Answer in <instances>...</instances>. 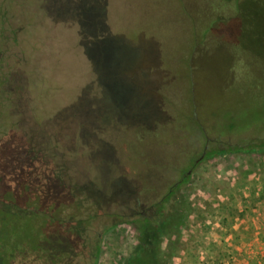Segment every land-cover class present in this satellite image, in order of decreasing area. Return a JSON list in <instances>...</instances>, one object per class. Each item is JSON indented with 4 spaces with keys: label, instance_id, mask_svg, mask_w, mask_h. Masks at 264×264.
<instances>
[{
    "label": "rangeland",
    "instance_id": "374dc122",
    "mask_svg": "<svg viewBox=\"0 0 264 264\" xmlns=\"http://www.w3.org/2000/svg\"><path fill=\"white\" fill-rule=\"evenodd\" d=\"M263 142L264 0H0V176L21 188L132 215L179 182L167 262L204 264L217 210L237 242L264 214ZM139 234L118 220L100 264H129ZM241 253L214 264H264Z\"/></svg>",
    "mask_w": 264,
    "mask_h": 264
},
{
    "label": "trees",
    "instance_id": "16d2710c",
    "mask_svg": "<svg viewBox=\"0 0 264 264\" xmlns=\"http://www.w3.org/2000/svg\"><path fill=\"white\" fill-rule=\"evenodd\" d=\"M255 147L264 148V142ZM234 149L244 151L243 147ZM180 185H171L160 201L143 212L133 210L132 215L109 213L82 195L72 199L75 195L66 192V187L54 192L65 197L55 202L23 187L4 209L8 214L0 232V264H100L105 235L118 220L137 225L140 231L129 264H169L167 258L178 249L185 216L178 208L166 210Z\"/></svg>",
    "mask_w": 264,
    "mask_h": 264
},
{
    "label": "crops",
    "instance_id": "0c3cea01",
    "mask_svg": "<svg viewBox=\"0 0 264 264\" xmlns=\"http://www.w3.org/2000/svg\"><path fill=\"white\" fill-rule=\"evenodd\" d=\"M261 209L262 208H259L255 212L254 211L250 212L249 222L244 224L242 228L244 232L249 231L248 232L249 236H246L248 238H245L246 239L245 242L244 241H241V242L234 241V238L237 237L236 235H240L238 231L241 226V225L239 226L240 223L236 219L235 215L230 214L231 217H229L230 215H225L221 211L217 210L213 216L211 215V220L213 219L214 220L212 222L210 220L208 224L209 226L207 225L206 227V230H205L206 239L203 241V243L200 244V247H201L200 250H198L197 248H194V251L195 250L200 251L199 255L198 254L197 255L200 256V258H203L205 263L214 264V259L217 260L221 258V253L223 251H229V252L231 251L236 254H238V252L240 251V254H243L241 252L247 251V250H254V252H256L257 254L258 252H260L262 248L264 250V246H262L259 242L260 235L263 234L262 230L264 228V224L261 222V219H264V214H263V210ZM256 214H259V215H256ZM203 216L209 218L208 214L206 213L203 214ZM225 217L228 220H230L228 221V225H226L225 224L226 222L224 221L222 223V220L223 219L225 220ZM226 239H230V240L233 239V241L228 242L229 240L227 241ZM107 243L110 244L109 242H107V239H106L105 246H104L105 251H106ZM192 251L193 249H191V252ZM260 260L261 259L259 258L256 259L255 264H259L258 261Z\"/></svg>",
    "mask_w": 264,
    "mask_h": 264
},
{
    "label": "flooded vegetation",
    "instance_id": "af4514ba",
    "mask_svg": "<svg viewBox=\"0 0 264 264\" xmlns=\"http://www.w3.org/2000/svg\"><path fill=\"white\" fill-rule=\"evenodd\" d=\"M8 175L4 174V176H0V232L2 230L1 226L4 225V221L3 218L5 217L4 214H8L7 211H5V208H9L11 202L13 201L12 195H14L13 193H16L18 191H20L21 187L16 184L15 180L11 181L8 180ZM15 183L13 184L12 188H10L11 183ZM16 188H15V187ZM31 190V188H30ZM28 214L30 212H27Z\"/></svg>",
    "mask_w": 264,
    "mask_h": 264
}]
</instances>
